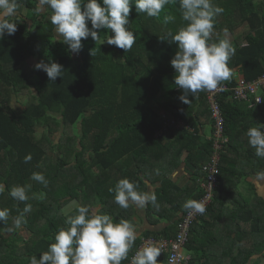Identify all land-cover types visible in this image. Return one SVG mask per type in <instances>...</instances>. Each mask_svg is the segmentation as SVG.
I'll return each instance as SVG.
<instances>
[{
    "label": "trees",
    "instance_id": "obj_1",
    "mask_svg": "<svg viewBox=\"0 0 264 264\" xmlns=\"http://www.w3.org/2000/svg\"><path fill=\"white\" fill-rule=\"evenodd\" d=\"M213 2L224 11L216 17L211 42L230 35L236 49L228 62L234 74L223 83L232 88L236 68L247 80L264 73V0ZM20 6L26 15L18 21L17 31L0 40V184L5 189L0 193V209L10 210L7 222L0 223V264H29L26 257L33 255L39 259L54 243L58 230L68 226L61 207L69 201L106 208L107 195H114L110 189L124 178L139 184V191H143L144 182L138 175L149 163L148 155L158 159L159 146L171 138L180 146L177 159L184 150L188 152L185 162L190 183L185 189L189 195L157 194L160 207L147 205L148 221L152 224L150 218L157 215L168 225L143 237L172 238L177 222L188 211L184 203L201 196L196 181L212 150L211 141L203 146L196 133L204 122L212 125L206 92L189 97V105L179 101L182 91L174 84L175 72L170 65L177 47L159 39L186 24L179 0L167 5L159 19L137 14L133 3L130 29L138 39L128 52L88 38L82 40V49L73 53L56 37L51 9L37 15L36 0H20ZM166 14L174 15L175 21L165 25ZM99 31L103 40L107 30ZM34 58L38 63L62 65V76L53 82L34 67L29 76L27 62ZM260 94L262 103L254 106L234 100L230 90L218 96L228 143L221 154L219 187L212 203L189 232L188 264H264V198L255 194L247 201L237 189L245 178L264 177V158L255 155L246 136L250 127L264 124V90ZM21 97L23 105L17 110L14 105H20ZM163 114L183 120L194 132L170 129L155 137ZM55 134H61L57 142L51 139ZM198 143L200 150L193 151ZM29 155L31 160L25 163ZM34 172L44 174L47 187L30 179ZM165 175L164 172L161 178L163 189L166 184L175 189L170 182H164L168 181ZM25 184L32 186L28 201L20 202L9 195L13 186ZM56 192L64 194L54 195ZM163 202L168 204L166 208ZM26 203L32 205V210L25 214L22 227L30 238L16 249L20 228L14 226L13 218ZM114 206L120 211L115 214L117 222L121 218L130 220L129 208ZM161 211L168 214L160 215ZM139 243L140 240L134 243L128 258ZM157 260L165 264L166 257L161 255Z\"/></svg>",
    "mask_w": 264,
    "mask_h": 264
},
{
    "label": "clouds",
    "instance_id": "obj_2",
    "mask_svg": "<svg viewBox=\"0 0 264 264\" xmlns=\"http://www.w3.org/2000/svg\"><path fill=\"white\" fill-rule=\"evenodd\" d=\"M133 3L137 14L144 13L159 19L165 7L176 3V0H36L34 12L39 15L51 9V24L73 53H78L83 47L82 40L88 38L95 43H107L128 52L138 39L130 29ZM179 5L186 24L175 33L168 31L166 36L159 39L177 47L170 65L175 72L174 84L182 91L178 99L189 105L192 102L189 97L222 88L223 83L232 78L234 70L228 66V62L236 49L227 37L211 42L216 17L224 11L213 0H179ZM19 7L20 0H0V40L6 34L12 36L17 31V23L22 19ZM175 19L174 15L166 14L163 23L167 25ZM99 30H107L103 40ZM109 31L112 35H108ZM34 68L45 72L53 82L64 72L63 66L55 62L41 61ZM246 136L255 155L264 158V124L256 123L255 127H250ZM30 160L31 155L25 157V163ZM30 179L45 187L48 185L42 173L34 172ZM31 187V184L13 186L9 195L17 201L26 202ZM4 190V185L0 184V193ZM110 191L114 192V203L122 209L132 205L144 208L148 204L156 209L160 207L154 192L139 191V184L127 178L120 179ZM183 207L199 214L206 210L202 202L191 199ZM73 209L75 214H70ZM31 210L32 205L26 203L13 218L16 228L26 223L25 214ZM61 212L67 217L68 226L58 230L54 243L49 244L48 250L42 252L39 259L36 255L28 257L29 264H122L128 259L137 239V230L131 221L120 219L117 222L113 216L100 214L75 200ZM9 216V209H0V223L5 224ZM160 255L161 249L149 244L135 252L131 264H158Z\"/></svg>",
    "mask_w": 264,
    "mask_h": 264
},
{
    "label": "built area",
    "instance_id": "obj_3",
    "mask_svg": "<svg viewBox=\"0 0 264 264\" xmlns=\"http://www.w3.org/2000/svg\"><path fill=\"white\" fill-rule=\"evenodd\" d=\"M235 71L236 83L234 87L227 88V86L223 85L222 88L206 92V99L209 106L213 128V132L210 137L212 150L209 160L201 165L200 177L196 181L201 192V196L197 201L204 204L206 209L205 212L211 205L214 194L219 187V163L224 147L228 143V138L224 133V118L221 113L218 96L222 93V91L230 90L234 100L249 103L250 106L262 103L260 93L264 90V73L255 79L247 80L240 74L239 70ZM163 118L165 120L163 121L161 128L156 131L155 137H161L170 129H188L187 124L183 120L169 118L164 114ZM190 131H192V129H190ZM203 214L194 213L191 212V210H188L177 222V230L172 238L142 237L136 251L143 246L154 244L161 249V255L166 257L165 264H188L191 260V255L186 250L189 232L195 221H197V219ZM184 251L187 253H184ZM135 252L130 255L124 264H131V257L135 254Z\"/></svg>",
    "mask_w": 264,
    "mask_h": 264
},
{
    "label": "crops",
    "instance_id": "obj_4",
    "mask_svg": "<svg viewBox=\"0 0 264 264\" xmlns=\"http://www.w3.org/2000/svg\"><path fill=\"white\" fill-rule=\"evenodd\" d=\"M232 37L228 35V39L231 41ZM35 66V65H34ZM33 66V67H34ZM235 70H238L236 68ZM19 108V107H18ZM168 117V116H167ZM170 118V117H169ZM202 121H204L202 119ZM188 126V129H176L175 131H188L193 133L194 129L193 127ZM192 129V131H190ZM198 132V136L201 138V142H209L210 137L213 132L212 125H206L205 122L203 123L202 126H198L196 129V133ZM59 136V135H58ZM59 140V139H58ZM56 140V142L58 141ZM201 145L198 143V145L193 146L192 149L193 151H199L201 148ZM178 147L176 143H173V138L167 140L164 144H161L159 146V150L156 154L158 156V159H155V156L148 155V162L147 164H144L145 166L143 167L142 173L140 172L138 176H141L144 182V190L143 192H154L156 195H189V190L185 189L190 183V174L189 171L186 170V162H185V157L187 155V150H184L182 154L180 155V158H176V153ZM160 163V167H159ZM167 163L166 168L163 167V164ZM172 166V167H171ZM158 170V173H157ZM164 172L166 173V177L168 181L164 182H170L175 189H173L170 185H163L161 181V178L164 176ZM264 178V177H263ZM263 178H257L256 176L249 177V183L252 185V190L253 188L255 189V192H252L254 195H261L260 197L264 198V179ZM241 183H243L241 181ZM241 183L237 186L238 192L240 195H243L241 191ZM240 187V188H239ZM179 192H176V191ZM197 191H199V188L197 186ZM167 198L164 199V202L166 201ZM71 201L68 203L64 204L61 209L65 208L66 205H68ZM163 202L162 205H164V208L168 206V204H165ZM114 195H107V203H106V208H103L101 204H96L95 206L92 207L93 210L95 211H105V213L111 215L114 217V220H116V215L120 213L118 210H114ZM146 209L147 206L144 208H138L135 205H132L129 207L130 211V220L133 225L136 227L137 230V239L135 242L141 240V238L144 236L145 233L147 232H152V233H158L161 230H163L167 225L168 221L162 217H159L157 215H153L150 220H152V224L148 221L147 215H146ZM74 210V209H73ZM73 210L70 212L72 213ZM161 214H168L167 211H161L159 212ZM116 214V215H115ZM181 214H179L180 216ZM123 216V215H122ZM124 217V216H123ZM125 218V217H124ZM123 219V218H121ZM17 236L19 237L16 239V244L15 248L19 249L25 241L27 242L30 238V233L27 231L26 228L22 227L19 229ZM24 242V243H23ZM28 258V257H26Z\"/></svg>",
    "mask_w": 264,
    "mask_h": 264
},
{
    "label": "rangeland",
    "instance_id": "obj_5",
    "mask_svg": "<svg viewBox=\"0 0 264 264\" xmlns=\"http://www.w3.org/2000/svg\"><path fill=\"white\" fill-rule=\"evenodd\" d=\"M50 9H48L47 11H49ZM18 11H19V14H20V16H24V15H26V10L22 7V6H20L19 7V9H18ZM49 14L51 15L52 14V11H50L49 12ZM244 28H242L240 31H242ZM56 33V37L59 39V40H63V38H62V36H60L57 32H55ZM225 37H227L228 38V35H225ZM66 45V44H65ZM67 47H68V45H66ZM69 48V47H68ZM36 63H38V61L36 60V58H34V59H30L28 62H27V71H28V75L29 76H31L32 75V71H31V69L33 68V66L36 64ZM33 79L32 80H34V77H32ZM21 100L23 101V98L21 97V99H20V105H14V107L18 110L22 105H23V103H21ZM19 107V108H18ZM165 119H163V121H164ZM61 135V134H60ZM60 135L58 136V134H55V135H51V139H53V140H58L59 139V137H60ZM263 178V177H262ZM264 179V178H263ZM242 182L243 183H241L242 185H241V191H242V193H243V196H244V198L248 201V200H251L255 195L252 193V192H254L253 190H252V187H251V184L249 183V179H247V178H245V179H243L242 180ZM252 185H254V184H252ZM240 188V187H239ZM62 194H64V192L63 193H61V192H59V194L56 192V193H54V195H62ZM37 195H39V194H37ZM42 195V194H41ZM259 197L261 196V195H258ZM184 253H187L186 251H184Z\"/></svg>",
    "mask_w": 264,
    "mask_h": 264
}]
</instances>
